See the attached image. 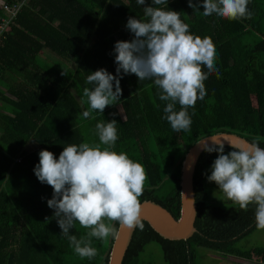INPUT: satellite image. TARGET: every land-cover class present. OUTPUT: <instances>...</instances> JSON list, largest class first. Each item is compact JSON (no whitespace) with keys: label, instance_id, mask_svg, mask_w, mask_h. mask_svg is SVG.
<instances>
[{"label":"trees","instance_id":"obj_1","mask_svg":"<svg viewBox=\"0 0 264 264\" xmlns=\"http://www.w3.org/2000/svg\"><path fill=\"white\" fill-rule=\"evenodd\" d=\"M2 1L15 5L19 0ZM145 6L151 0L144 6L136 0H29L1 32L0 264H107L113 237L93 238L98 254L91 260L76 255L47 206L52 188L41 184L33 171L42 149L58 159L68 144L99 143L98 122L115 119L118 139L113 150L144 167L147 179L140 201L152 200L175 218L180 212L181 162L195 141L222 131L256 140L264 148V0H249L251 18L232 21L204 17L202 5L197 13L187 0L157 6L180 12L192 34L209 37L215 45L220 75L208 76L204 99L188 110L189 132L172 130L163 119L166 102L158 99L154 82L139 81L134 74L121 79L122 96L115 105L102 114L93 112L95 119L82 117L88 108L83 89L92 87L87 76L100 68L115 75V42L132 39L125 25L129 17L144 19ZM2 17L7 15L0 7ZM45 50L61 61H46ZM29 141L35 143L32 150L25 148ZM231 150L225 146V154ZM217 155L204 151L195 167L196 232L171 240L142 220L143 230L134 229L122 264H139L152 242L166 264H198L197 247L264 263L263 246L237 247L257 229L255 206L245 211L209 200L206 176ZM69 231L79 239L87 230L76 224Z\"/></svg>","mask_w":264,"mask_h":264},{"label":"clouds","instance_id":"obj_2","mask_svg":"<svg viewBox=\"0 0 264 264\" xmlns=\"http://www.w3.org/2000/svg\"><path fill=\"white\" fill-rule=\"evenodd\" d=\"M144 6L146 0H136ZM169 0H151L143 7L144 19L129 17L125 25L132 34L128 41L115 42L113 52L115 75L100 68L86 78L91 88L83 89L87 110L84 119H95L93 112L103 113L122 96L121 79L134 74L139 81L152 80L158 99L166 102L165 119L174 132H189L192 120L189 109L206 95L204 81L212 73L219 78L215 66V45L209 37L190 32L181 13L166 10ZM194 12L227 20L250 19L249 0H187ZM205 69L207 71H205ZM62 75L66 76L63 71ZM114 82V83H113ZM177 105L179 109L177 110ZM115 115V114H113ZM116 120L98 122L95 135L99 143L68 144L59 157L47 149L39 151V162L33 171L41 184L52 188L47 206L54 210L60 235L67 237L74 253L81 259L97 256L93 238L107 240L118 229L143 230L140 197L147 175L144 167L124 152L114 151L118 139ZM220 137L229 142L225 154ZM213 146L199 141L209 154L217 153L210 168L208 182H214L224 198L247 210L255 206V227L264 230V148L256 140L211 136ZM104 147H101V146ZM86 229L79 239L70 234L75 225Z\"/></svg>","mask_w":264,"mask_h":264},{"label":"water","instance_id":"obj_3","mask_svg":"<svg viewBox=\"0 0 264 264\" xmlns=\"http://www.w3.org/2000/svg\"><path fill=\"white\" fill-rule=\"evenodd\" d=\"M211 136H224L247 140L238 134L220 131L198 139L188 148L181 162V175L179 180L180 212L178 218H175L166 208L152 200L141 201V221L148 222L152 229L164 238L171 240L187 239L196 232L194 223L197 216V208L193 187V175L197 161L204 152L203 146L199 141L204 139V142L209 146H213ZM220 140L225 146H229V142L224 140L223 137H220ZM247 141L250 142L249 140ZM117 229L118 234L113 237L107 264H122L124 254L134 232V229H120L119 226Z\"/></svg>","mask_w":264,"mask_h":264},{"label":"rangeland","instance_id":"obj_4","mask_svg":"<svg viewBox=\"0 0 264 264\" xmlns=\"http://www.w3.org/2000/svg\"><path fill=\"white\" fill-rule=\"evenodd\" d=\"M32 141L26 144V149H30ZM206 188L209 192V200L213 203L227 205L232 203L224 198L223 194L218 190V186L214 182H206ZM256 246L264 247V230L256 229L247 237L241 239L237 243V247L241 249H249ZM196 261L198 264H264L254 257L251 260H240L229 254H221L213 250H209L203 247L196 248ZM150 262L151 264H166L162 259V253L160 247L156 243H149L146 245L144 251L140 255L139 264H145Z\"/></svg>","mask_w":264,"mask_h":264},{"label":"built area","instance_id":"obj_5","mask_svg":"<svg viewBox=\"0 0 264 264\" xmlns=\"http://www.w3.org/2000/svg\"><path fill=\"white\" fill-rule=\"evenodd\" d=\"M28 1L29 0H19L17 4L10 5L0 0V7H2L5 10V13L7 15L6 18L2 17L0 20V35L2 34L1 32L5 30V28L8 26L12 18L15 17L18 9H20V7L22 5H25Z\"/></svg>","mask_w":264,"mask_h":264},{"label":"crops","instance_id":"obj_6","mask_svg":"<svg viewBox=\"0 0 264 264\" xmlns=\"http://www.w3.org/2000/svg\"><path fill=\"white\" fill-rule=\"evenodd\" d=\"M43 57H44V59L46 60V61H48V62H51V61H53V60H58V62L59 61H61L60 60V58H58L57 56H55V55H53L52 53H50V52H48V51H44L43 52ZM66 64H68L70 67H74V65H75V63L73 62V61H71V62H67V61H64ZM32 145L33 146H31V148L29 149V150H32V149H34L35 148V143L33 142L32 143ZM26 148V147H25ZM28 150V149H27ZM229 256H231V255H229ZM239 259V258H238ZM240 260H243V259H240Z\"/></svg>","mask_w":264,"mask_h":264}]
</instances>
